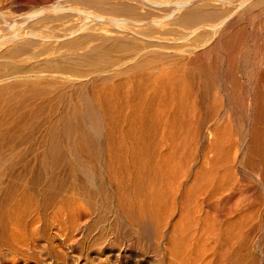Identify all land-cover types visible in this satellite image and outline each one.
<instances>
[{
    "label": "bare ground",
    "instance_id": "obj_1",
    "mask_svg": "<svg viewBox=\"0 0 264 264\" xmlns=\"http://www.w3.org/2000/svg\"><path fill=\"white\" fill-rule=\"evenodd\" d=\"M263 3L0 0V259L264 264Z\"/></svg>",
    "mask_w": 264,
    "mask_h": 264
},
{
    "label": "rangeland",
    "instance_id": "obj_2",
    "mask_svg": "<svg viewBox=\"0 0 264 264\" xmlns=\"http://www.w3.org/2000/svg\"><path fill=\"white\" fill-rule=\"evenodd\" d=\"M262 4V3H261ZM260 5V4H259ZM259 5H257V6H254V7H256L255 9H254V7L253 8H251L252 10L251 11H253V10H256L255 11V13L254 12H252L251 13V11L249 10V12L251 13V15H249L250 13L249 12H246L245 14H242L243 16H241V17H238L239 19L238 20H236V24L234 25V26H236V28H240V27H242L243 25L244 26H247L248 27V29H250V31L249 32H251V31H255L256 30V28H258V27H260V26H263V24H264V3H263V5H261V6H263V7H261V8H259ZM260 9L261 11H259L258 9ZM258 11L259 12H261V13H258ZM257 14V15H256ZM259 15V16H258ZM252 16V17H251ZM260 16H261V19H260ZM254 17H257V20H256V18H254ZM254 18V19H253ZM263 18V19H262ZM250 19H252V21L253 20H255L254 22H251V20ZM262 20V21H261ZM248 21V22H247ZM261 23H260V22ZM248 24L249 23V25H247L246 23ZM251 22V23H250ZM263 22V23H262ZM257 23H259V24H257ZM242 25V26H241ZM251 25V26H250ZM257 25V26H256ZM238 26H240V27H238ZM243 26V27H244ZM252 27H255L254 29L252 28ZM254 31L253 32H251V34H250V37H253V39H251L252 40V42L251 41H249L248 43H249V45H248V43L245 45V50L244 49H242V50H244V51H241V52H243V53H241L240 54V57H239V59H240V61H241V66H243V67H245L247 70V72H252L253 70H251V69H253V67H252V64H254V63H251V62H254V61H257L256 59L260 56V53H259V55L257 54V52H255V51H257V49H256V47H258V49H259V46H256L257 45V43L255 44L254 42L255 41H253L254 40V37H255V35L253 36L252 34H254ZM193 39H191V43H193V41H192ZM252 43V44H251ZM251 45H253V46H251ZM254 45L256 46V47H254ZM249 48L248 50H247V47ZM251 48V49H250ZM254 48V49H253ZM248 52H247V51ZM246 53L248 54V55H246ZM254 53H256L257 55H255ZM252 55H253V57H252ZM255 55V56H254ZM241 56H243V57H241ZM248 56V57H247ZM251 56V57H250ZM247 57V58H246ZM251 58H256L255 60L254 59H251ZM220 59H221V61H220ZM224 59V58H223ZM218 60H219V62H218V66L219 67H221L220 69H219V67H218V72H219V74L221 73L220 71H222L223 73L225 72V69H224V67H225V64H223V63H225V61L224 60H222V56H220V58H218ZM250 60V61H249ZM252 60H254V61H252ZM250 62V64H249V62ZM248 62V63H247ZM221 63V64H220ZM223 64V65H222ZM245 64V65H244ZM247 64H249V65H247ZM158 67V68H157ZM156 68H157V70H156V68H155V70H153V68H151V67H145V68H141V69H137V70H132L131 71V73H132V75H131V73L129 72V73H127L126 75H124L123 77L125 78V77H128L127 79L128 80H135V76L136 75H139V74H141L142 73V71L144 72V73H151V74H155L156 72H157V74H158V72H159V70H162L163 69V64H159L158 66H157ZM242 67V68H243ZM165 68V67H164ZM167 68H169V67H167ZM223 68V69H222ZM245 68H243L242 69V71L243 70H245ZM251 68V69H250ZM250 69V70H249ZM249 70V71H248ZM134 71V72H133ZM148 71V72H147ZM150 71V72H149ZM153 72H155V73H153ZM250 72V73H251ZM134 73V74H133ZM157 74H155V75H157ZM223 75V76H222ZM122 77V78H123ZM129 77L131 78V79H129ZM220 77H225V73L224 74H221L220 75ZM121 77H119V78H115V80L117 81V80H119V79H122ZM126 79V78H125ZM85 89H83V92H86L87 91V89H86V87H84ZM74 90V88H71V89H69L68 91H67V94L65 93L64 95H63V97H62V99H61V103H60V108H59V110L60 111H64V109H65V106H66V102H69L70 101V93H71V91H73ZM86 90V91H85ZM70 92V93H69ZM69 97H68V96ZM3 96H2V101H3ZM239 98V96L238 97H236V99L237 100H235L234 99V101L235 102H237V101H239L240 100V98ZM66 99V100H65ZM65 100V101H64ZM2 101H0V103H3ZM64 101V102H63ZM234 102V103H235ZM233 103V102H232ZM239 103H240V101H239ZM238 102L237 103H235V104H239ZM64 104V105H63ZM64 107V108H63ZM85 112V111H84ZM83 112V113H84ZM81 114V115H84V117L82 116L81 118H80V123H81V125L82 124H85V122H87L88 120V122L86 123V125H85V127H88L89 128V130H88V128H85L84 127V125H82V127H84L85 129H87V131L89 132V134L90 133H93V134H96L95 132H96V130L95 129H92L93 127H92V123H91V120H90V118H89V116L87 115L86 116V114L84 113V114ZM83 119V120H82ZM88 119V120H87ZM82 120V121H81ZM91 123V124H90ZM88 124V125H87ZM90 124V125H89ZM91 126V127H90ZM92 130V131H91ZM95 131V132H94ZM98 133V132H97ZM100 134V135H99ZM99 134L97 135V137H96V135H94L96 138H98V140H100V139H102L101 137H102V132L100 133L99 132ZM91 136H92V134H90ZM94 136H92V137H94ZM94 137V138H95ZM95 138V139H96ZM66 141H67V137L66 138H64ZM66 153V152H65ZM66 155H68V157H70V154H69V152L67 151V153H66ZM91 183H93V181H91ZM70 252V251H69ZM43 252H40L39 254H41V255H38L37 256V259L36 260H33V261H26V260H24V259H20V261H17V262H15V260H14V258H9V259H0V264H12L13 262L15 263V264H48V261L47 260H45V259H47L48 258V256L45 254V253H43ZM40 256V258H38ZM46 256V257H45ZM41 257H43V258H41ZM26 261V262H25ZM45 261V262H44ZM46 261H47V263H46ZM80 261V260H79ZM2 262V263H1ZM13 263V264H14ZM49 264H61V263H59V261H55L54 259L51 261V263H49ZM78 264H83V261H80V262H78Z\"/></svg>",
    "mask_w": 264,
    "mask_h": 264
}]
</instances>
